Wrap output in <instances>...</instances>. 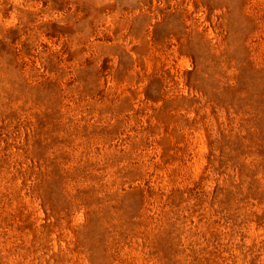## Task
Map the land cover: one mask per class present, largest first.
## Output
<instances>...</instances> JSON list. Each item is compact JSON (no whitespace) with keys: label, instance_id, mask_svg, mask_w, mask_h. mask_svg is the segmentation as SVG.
Returning a JSON list of instances; mask_svg holds the SVG:
<instances>
[{"label":"rangeland","instance_id":"374dc122","mask_svg":"<svg viewBox=\"0 0 264 264\" xmlns=\"http://www.w3.org/2000/svg\"><path fill=\"white\" fill-rule=\"evenodd\" d=\"M0 264H264V0H0Z\"/></svg>","mask_w":264,"mask_h":264}]
</instances>
